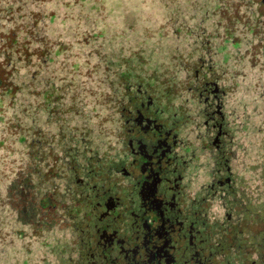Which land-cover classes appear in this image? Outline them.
Wrapping results in <instances>:
<instances>
[{"label":"flooded vegetation","instance_id":"1","mask_svg":"<svg viewBox=\"0 0 264 264\" xmlns=\"http://www.w3.org/2000/svg\"><path fill=\"white\" fill-rule=\"evenodd\" d=\"M225 1L230 43L194 48L183 120L140 85L116 86L115 137L92 126L81 150L63 138L37 159L49 186L30 232L53 229L42 247L55 264H264V0Z\"/></svg>","mask_w":264,"mask_h":264},{"label":"rangeland","instance_id":"2","mask_svg":"<svg viewBox=\"0 0 264 264\" xmlns=\"http://www.w3.org/2000/svg\"><path fill=\"white\" fill-rule=\"evenodd\" d=\"M228 7L225 0H0V78L10 85L0 94V264H55L56 252L42 247L53 229L30 232L39 222L37 159L50 162L63 138L81 150L77 139L92 137V126L99 137H115L108 109L116 86L140 85L142 97L146 90L183 120L186 62L206 38L230 43Z\"/></svg>","mask_w":264,"mask_h":264}]
</instances>
